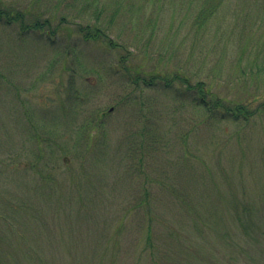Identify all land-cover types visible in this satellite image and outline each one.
Segmentation results:
<instances>
[{
  "label": "rangeland",
  "instance_id": "374dc122",
  "mask_svg": "<svg viewBox=\"0 0 264 264\" xmlns=\"http://www.w3.org/2000/svg\"><path fill=\"white\" fill-rule=\"evenodd\" d=\"M60 1L51 14L65 15L66 24L53 46L45 40L47 32L21 41L17 28L0 27V76L5 77H0V215L9 214L12 221L0 219V250L39 256L24 264H134L141 256L140 264H151L143 248L138 249L141 243L136 250L130 247L144 223L127 226L126 221L118 252L112 243L106 246L103 237V242L95 239L103 222L90 210L98 207L101 214H109L127 197H120L113 208L114 201L104 199L98 188L105 185L131 196L141 185L136 175L146 174L155 180L151 186L163 190L166 202L170 187L179 188L192 198L202 197L208 209L215 203L226 213L221 203H234L226 195L239 175L249 178L252 190L254 181L264 178V160L258 161L264 156V0H221L223 7L209 20L210 32L197 37L191 25L205 0H90L93 4L87 8L84 0H20L23 8L36 3V13L48 12L50 4ZM79 23H100L114 49L102 39L85 41L77 33ZM121 57L122 67L140 69L145 77L174 73L188 77L191 85L204 82L225 107L239 103L260 113L242 122L244 117L235 121L222 110L211 120L199 100L191 101L198 93L188 101L187 95L169 94L162 87L130 84L120 70ZM174 87L178 94L186 86L178 81ZM85 133L113 146L106 165L103 157L99 163L94 156L84 157ZM127 136L134 142L131 153L123 146ZM244 158L255 160L246 162L245 170L237 167ZM89 163L97 166L91 168L96 171L95 190L85 183ZM208 168L215 173L213 181H207ZM194 170L207 178L209 192L199 179L197 188L187 182L184 176ZM217 187L226 199L216 197ZM243 200L263 204L258 198ZM84 205L90 212L86 219L76 213L79 207L84 211ZM251 209L254 242L244 241L243 228L231 212L219 214L220 220L209 213L203 216V231L194 233L196 253L231 264L229 255L235 249L221 237L232 235L245 250L264 257V209ZM105 234L110 242L112 228ZM16 241L24 246L17 247Z\"/></svg>",
  "mask_w": 264,
  "mask_h": 264
},
{
  "label": "trees",
  "instance_id": "16d2710c",
  "mask_svg": "<svg viewBox=\"0 0 264 264\" xmlns=\"http://www.w3.org/2000/svg\"><path fill=\"white\" fill-rule=\"evenodd\" d=\"M91 1L95 2V0H91ZM16 2L14 0H11L10 2H8L7 0H0V27L8 30L17 28L18 36L20 37L21 41H24L23 39H26L28 37L29 38L33 37V35L43 34L44 32H47L49 33V35L47 36L45 35L46 38L45 40L53 46L54 45L53 43L55 42L54 38L60 31L62 25L66 24L65 15L62 14L59 15L58 13L51 14L53 9L61 5V1L58 3L57 6L56 4L54 5L50 4V7L46 5L48 7L46 10L49 11L48 12L47 11L44 12L42 10L40 11L43 12L44 14L36 13V11H39L37 10L36 7L33 8L36 5V3L31 4L30 8L27 7L23 8L22 7L23 4L20 2V0H17ZM93 2H90V0H87L86 2V0H84L85 4L83 5V7L87 8L88 6L93 4ZM119 2H121V0H119L118 3ZM154 2L157 3L156 0H154ZM41 5H39V7ZM142 5H145V3H142ZM222 7L223 4L221 0L204 1L201 15L199 16L197 15L196 20L193 21V24L191 25V29L194 30L196 37L198 34L204 36L207 31L210 32L209 20L211 19L213 14L215 12H218V10L221 9ZM45 14H48L49 17L43 18ZM99 24L96 23L93 26L87 24L85 26L82 23H79L77 27V33L83 36L85 41H99V39H102L101 40L102 42L108 44L109 47L114 49L116 44L108 39L106 33L104 32L105 30L103 29L102 25ZM123 62L124 61L122 60L121 57L119 61L120 70L122 71L125 70L124 73L127 76V79L129 78L130 84H132L135 87L138 86V87H144L155 90L164 88L165 90L164 89L162 90L168 92L169 94H171L170 92H174L173 95L175 94L178 96L179 94L187 95V97L189 98L188 101H190L191 98H193L192 94L194 92L198 93V95L196 96L197 98L194 97L191 101L197 102L199 100L200 103L198 105L200 107L201 106L204 107L207 110V115L211 120L212 119L216 120V115L220 113V111L222 110L227 112L229 116H233L235 121H238L239 119H241V117H244V119L240 120L242 122H249L250 118L260 113V110H252V109L249 110L248 108L246 109L244 105L239 106V103L232 104V107L235 108L225 107V105H223L222 103V99H219L218 96L215 97L212 94V91L207 89L204 82H198L195 85H191L188 77L179 76L174 73L173 74L157 73L155 75H151L150 77H145L144 75L141 74L143 72H141L140 69L136 70L130 66L122 67L121 64ZM0 73H1V66H0ZM1 78L5 79L3 75ZM6 81H8V78L6 79ZM178 81L181 84L185 85L186 87L185 90L177 94L174 85ZM208 98L211 99V103L210 101L208 103L207 100ZM212 107H214L215 111H213ZM263 111H264V107H263ZM145 134L146 132L143 131L142 136H144ZM133 144H134L133 140L129 138V136H127L126 142L123 143V146L125 145L127 146L125 152L127 151L131 153V147H133ZM141 145L144 147L143 144ZM111 147L113 146H111L106 142L104 143V140L102 141L101 136H97L92 140V137H90V135L86 133L84 134V157L86 158H91V156H94V158H96L97 162L99 163L101 161V158L103 157V164L106 165L109 161L108 151ZM114 147L118 154L123 155V152L121 151V149H119L120 146L118 148L117 145ZM66 157L65 160L68 159V157L67 158ZM260 160H264V156H261L258 161ZM254 161L248 158H244L241 161H239L237 167L244 168L245 170V168H247L245 165L246 162L253 163ZM258 161H256V163ZM240 162H244L243 166H241ZM103 164H102V170H104ZM219 165L221 166V163ZM88 167L87 169L90 171H88V175H87L88 181L85 183L87 184L88 188L95 190V188L93 187L96 177L95 175L96 171H93L91 168L96 169L97 168L96 163L95 164L89 163ZM263 167H264V163H263ZM213 169H215L214 166ZM216 170H218L217 166L215 172ZM124 174L129 175L127 169L125 170ZM214 174L215 173L213 172V170L211 168H208V175H209L208 178H210L211 180L208 179L207 181H213ZM97 175H99V173ZM184 177L186 178L189 184L193 182V186L197 185L199 179L201 181L202 187H204V189L207 192L210 191L208 189L210 185L206 183L207 178L202 177V174L198 176L196 170L191 171V173L186 174ZM136 180H137L136 183L141 185L139 187H136L137 188L136 192L133 193L131 196L130 193L127 192H113L107 190L105 189L106 188L105 185H101L98 188L101 196L104 199L109 200L108 202L114 201L111 204L113 205V208H114V204L116 203V201L119 200L120 197L124 196L125 198L127 196L125 198L124 205L121 206V208L113 212H110L109 214H101L100 209L96 206H95L96 207L95 211L93 208L90 210L91 212H94L96 214V215L95 214L92 215L98 217L99 223L103 222V230L100 229L101 234L95 236V239L100 238V240L103 242V238H104L106 240L105 243H107L106 246L112 243L114 250H117V252L118 250L121 251V247H120L121 238H119L120 237L119 234L123 232L122 230L123 226L127 221L128 222L127 226L129 222H135L136 225L140 223H144L143 231H140V234L137 237H135L133 241L131 237L130 243L134 246H130V247L131 248L135 247L136 250L137 246L140 245L141 243V246L138 249L143 248L142 253L147 254L149 256L151 264H205L206 259H208L207 264H219L212 257H209V255L196 253L197 248L194 247V243L196 242L198 233L197 235H194V233L197 230H202L201 226L206 220V217H203L204 215L208 216L209 213H214V215L219 219V214L225 217L228 211L232 213V215L235 217L236 222L239 225H241V227L243 228V232L245 233L244 241L246 243H252L256 240L255 237L253 236L255 232H253V223L251 220L253 216V212L251 208L256 207L258 208V210L261 208L264 209V188H263L264 186H262V184L264 183V178L255 180L254 181L255 187L252 190L247 187V182L249 181V178L247 180L243 175L242 177H240L239 175L237 177V183H236L237 185L235 186V183H232L231 184L232 186L230 185L229 188L233 190L231 191V193L226 195L227 197H230V199L235 200L234 203L232 204L231 202H229V204L221 203V205H226V209H225L226 213L219 212V208L215 203H212L210 209H208V205L205 201L202 200V197L197 199L192 198L190 194L187 193L184 194L183 191H180L179 188L174 189L173 187H170L171 197L169 201H167L169 203H167L163 199V197H161L162 195L161 193L163 192V190H156L153 186H151V184L154 183L153 181L155 180L150 175L149 176L146 174L136 175ZM105 182L108 183V181ZM162 182L166 183L165 178L162 179ZM238 186H239V191L236 190ZM197 187L198 186H196V188ZM215 192H216V197H218V199L227 198L224 195L220 194L218 187L215 190ZM200 196H201V191H200ZM242 198L244 200L250 198L255 202H257V198H258L263 202V204L246 202L244 200H243L244 203L242 204L241 201ZM94 200L95 198H93V201ZM93 201L91 203H93ZM17 205L18 204H15V206ZM86 206L84 205V211L81 210V208L79 207L76 212L77 215L84 213V219L90 216L86 214L89 212V210H86ZM185 216H186V220L182 221L181 219L184 218ZM0 219L3 221L2 223L5 224L12 222L9 214L0 215ZM13 221H16V219ZM140 226L139 228H141ZM110 228H112L113 234L110 242H108L110 237H108L107 236L108 234L105 233ZM262 234H264V231L262 232ZM221 238L223 239L226 238L225 239L226 245L229 246L230 244L231 250L235 249V252L232 254L230 253L229 255V262L231 264H240L241 261L243 264H264L263 256L259 254L256 257L251 250L249 249L245 250L244 247L240 245L232 237V235ZM16 242H17V247L24 246V243H20L19 241ZM26 244H28L29 247H32L30 243H26ZM25 255L26 252H24L23 250H17V251L0 250V264H24L23 261H31L32 259L35 260L39 259V256L38 255L36 256V253L28 252V257H25ZM137 258L138 259H136V262L134 264H140V262L144 261L142 260V256L141 258L139 257ZM55 259L56 257H54V260ZM41 261L47 263L46 260L41 259Z\"/></svg>",
  "mask_w": 264,
  "mask_h": 264
}]
</instances>
